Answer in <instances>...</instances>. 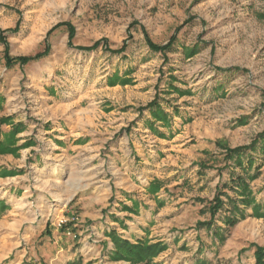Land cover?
<instances>
[{
	"label": "rangeland",
	"instance_id": "rangeland-1",
	"mask_svg": "<svg viewBox=\"0 0 264 264\" xmlns=\"http://www.w3.org/2000/svg\"><path fill=\"white\" fill-rule=\"evenodd\" d=\"M67 23L74 30L73 46ZM2 31L11 56L35 55L46 49L48 54L9 68L5 45L0 41V95L5 98L0 116L10 113L13 106L20 118L35 120V126L25 134L38 139L36 149L42 157L36 159L35 150L27 149L34 141L18 144L16 136L14 152L0 151V161L15 166L19 174L13 179L19 183L10 209L0 217V264H60L50 237L58 228L79 240L73 231L77 226H71L85 223L77 206H71L79 198L94 194L103 197L109 191L102 213L112 216L121 211L118 204L127 201L123 194L126 185L120 182L125 173L119 156L124 149L116 146L128 145L132 138H139L144 147L158 148L157 163H146L148 167L157 164L152 173L158 174V182L167 183L161 196L165 202H158V228H150L147 239L168 245L155 261L193 264L201 259L211 264H256L253 249L242 252L251 243L264 245V217L251 216V208L247 218L230 230L223 222L226 211L217 216L216 225L229 231L224 242L214 230L197 225L211 219L208 205L217 186L230 178L234 168L240 171L234 167L219 173L224 165V147L248 145L264 133V0H0V34ZM148 38L157 45L175 39L172 46L177 50L171 52V47L151 52ZM97 41L102 44L98 49H79ZM124 45L128 46L130 61L141 59L134 66L135 81L126 86L107 85L106 73L117 67L122 56L118 61L105 48ZM183 48L188 52H182ZM192 49L196 52L190 54ZM171 80L182 90L180 97L163 92ZM45 83L59 85L62 95L77 99L70 104L74 108L86 107L90 99L99 101L96 124L89 123L85 131L89 135L83 136L92 138L90 142L55 150L54 138L38 125L56 115L70 120L79 114L68 116L63 109L44 108ZM162 97H174L173 104L187 114L188 120L175 119L182 128L173 139L157 138L138 124L141 113L148 109L145 107ZM109 103L112 106L107 108ZM5 126L4 132H9ZM1 142L5 144L3 136ZM253 155L255 167H262L251 185L264 210V160L260 150ZM18 194H22L21 200L15 197ZM101 204H95L94 209ZM139 221L134 218L132 227L138 229ZM93 233L96 236H90ZM99 240L92 230L76 246ZM87 251L88 247L84 253ZM75 261L128 264L104 252L91 260Z\"/></svg>",
	"mask_w": 264,
	"mask_h": 264
},
{
	"label": "crops",
	"instance_id": "crops-1",
	"mask_svg": "<svg viewBox=\"0 0 264 264\" xmlns=\"http://www.w3.org/2000/svg\"><path fill=\"white\" fill-rule=\"evenodd\" d=\"M100 46H102V44ZM127 47H125L120 53H114L112 47L105 48L107 52L109 51L113 56H117L118 61L122 56V60L116 65L117 67H115L111 73H106L107 85H112L113 87L120 85L126 86L135 81V79L132 78L135 72L134 66L138 60L140 61L141 59L130 61L131 59ZM148 47L151 52L159 53V51L151 49L150 46ZM176 50L177 47L172 46L171 52ZM185 50L186 49L183 48L182 52H188ZM52 84H54V82ZM167 84L169 88L163 92L171 96L178 94L177 96L180 97L182 94L180 91L182 90L175 86L174 81H168ZM135 86L136 85H134V87ZM43 87L45 88V92L43 93L45 103V106H43L44 108L48 106L50 110H57V112L63 109V112L66 115L73 114L72 112H77V114H79L78 118L70 120H67L69 117L67 118L56 115L57 117L50 121L48 120L47 123H40V125H38L39 123L37 122V125L45 132V134L54 138L55 150L74 148L90 142L92 138L86 140L83 136L89 135L85 132L87 131L89 123L96 124L94 118L96 117L99 101L97 99H90V101H88L89 104H87L86 107L81 106L74 108V106H71L70 104L77 99H71L67 94L62 95L59 85H48L45 83ZM173 100H175L174 97L173 99L162 97L158 101L160 107L158 112L160 114L166 113L164 119L154 117L152 109L148 108L144 109L141 113L138 124L142 126L144 130H150L157 136V138L159 135L162 138L173 139V137L181 132L182 128V126L179 125L180 121H175V119L188 120L187 114L182 111L179 105L173 104ZM52 106H55V109H51ZM109 106H112V103L106 105L107 108H110ZM69 107H71V112H67ZM154 109L155 108H153V110ZM11 110L10 113H4L6 116H11V124L5 126V131L20 127L21 129L16 135V137L19 138L18 144H22L28 139L34 141L35 143L30 145L27 149H34L35 151L33 153L36 154V159L41 160L42 157L38 154L36 149L39 145L38 139L35 136L28 135V133L25 134L34 125L35 120L20 118L21 114L19 111H14L13 106H11ZM112 111L113 110L111 109L108 112L111 113ZM84 113L90 114L89 116L80 115H84ZM133 114L138 116L137 112H134ZM117 147L124 149V153L119 156V159H123L122 165L125 173L121 176L120 182L121 184L126 185V191H124L123 194L126 196L125 198L127 201L118 204L117 208L121 211L111 214L112 216H107L102 213V209L108 205L105 200L108 199L109 191L107 196L102 197L94 194L77 199L71 206H77L82 222L85 223H72L71 226H77L73 231L79 235V240H74L71 236H67L58 228L53 230V234L50 237V241H52L55 250L54 257L61 262L60 264H75L76 259L91 260L92 258H96L101 252L111 255L114 251L113 243L110 241L111 232L116 231L118 232V235L124 239L136 242L151 237V235H149L150 228H158V219L161 218V210L158 208V202L160 205L165 202L164 199H161V196L163 195L164 186L167 183L164 181L163 186L158 190V174L154 175L152 173V170H154L153 168H155L157 164H150L152 167H148L149 163H146V161H155L157 163L158 148L153 150L144 147L139 138H132L128 142V145L126 143L123 145L120 143L116 148ZM23 151L24 150H21L20 152ZM47 157L48 155H45V158ZM16 169L15 166H7L3 164V161H0V192L2 191V194L0 195V217L5 211L10 209V202H12L15 187L19 183V181L13 180L15 176L19 175L17 173L18 170L16 171ZM11 170L15 172L11 173ZM4 176H7L8 180H5L3 178ZM140 187L141 189H139ZM15 197L20 198V200L23 198L22 194H18ZM99 202H102L101 206L94 209L95 204ZM134 218L140 219V221L137 222L138 229L131 225L134 223ZM89 226H92V228H89ZM117 226H122L124 230L119 231ZM126 229H128V231ZM92 230H95L101 240H99V242L96 241L95 243L90 242L88 245L85 243L84 245L76 246L81 239H86L88 237V232ZM90 236H96V234L93 233ZM86 247L89 248V251L84 253ZM87 254L90 255L87 257Z\"/></svg>",
	"mask_w": 264,
	"mask_h": 264
},
{
	"label": "trees",
	"instance_id": "trees-1",
	"mask_svg": "<svg viewBox=\"0 0 264 264\" xmlns=\"http://www.w3.org/2000/svg\"><path fill=\"white\" fill-rule=\"evenodd\" d=\"M70 29V46H73L72 39L74 37L73 27L68 24ZM0 41L5 45L4 57L6 60L7 67L11 68L15 65L24 66L33 60L42 58L48 54V49L42 52H38L35 55L29 56H17L13 57L10 55V46L5 33L2 31L0 34ZM175 39H172L169 43L165 45H157L153 43L148 38L149 46L155 51H166L171 49L172 44ZM101 44V41H97L92 46L79 47L80 50L91 51L96 49ZM125 45L119 49H113L114 53H120L125 49ZM189 52L195 53L194 49L189 50ZM5 98L0 95V113L4 110ZM145 108L152 109V114L156 118L164 119L166 113L160 114L158 109V101L154 100L149 103ZM153 108H155L153 110ZM157 108V109H156ZM11 124L10 116H0V147L1 152H14L16 147L15 136L20 131V127H16L9 132H4L3 126ZM4 138L5 144L1 142V138ZM225 153L222 161L224 165L219 169V173L225 169H231L237 167L240 171H231L230 178L227 181H223L217 186L215 196L209 201L208 210L211 214V219L208 221L198 222V228H207L209 230H214L213 233L220 240L224 242L229 231L225 232V227H220L216 225L217 216L222 212L226 211L223 217V222L227 225L230 230L241 220L247 218L248 209H252L251 216L262 218L264 217L263 204H261L252 188L251 182L259 177L261 172L262 164L255 167L256 159L253 153L260 150V155L264 160V133H261L256 137L250 144L237 146L235 148L224 147ZM254 172L252 173V170ZM163 186V183L158 182V190ZM230 192H234L235 195H231ZM112 241L114 242L115 249L112 252V258L116 261L124 260L128 264H161L156 262V257L164 252L168 245L161 241L151 243L147 239H141L136 242H131L124 239L118 233L112 232L110 234ZM253 249L256 264H264V245H259L256 243H251L250 246L243 251ZM193 264H211L205 260L197 259Z\"/></svg>",
	"mask_w": 264,
	"mask_h": 264
}]
</instances>
